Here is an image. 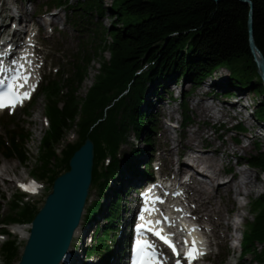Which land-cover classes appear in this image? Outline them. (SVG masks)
I'll use <instances>...</instances> for the list:
<instances>
[{
    "label": "trees",
    "instance_id": "16d2710c",
    "mask_svg": "<svg viewBox=\"0 0 264 264\" xmlns=\"http://www.w3.org/2000/svg\"><path fill=\"white\" fill-rule=\"evenodd\" d=\"M250 1L254 5L255 42L264 55V0ZM45 4L49 9L72 8L75 18L72 25L86 32L89 43L94 44L91 48L82 46L70 63L69 74L57 69V79L45 77L40 85V92L47 100L50 126L42 137L33 175L48 180V193L55 179L70 169L71 157L88 137L94 142L95 152L91 190L96 186L101 194L105 191L109 180L119 172L121 143L127 140L131 130L140 136L151 118L141 108L149 82L160 88L156 81L174 76L190 78L197 85L215 78L219 69H230L234 89L226 96L243 93L247 87L263 96L254 110L257 120L264 123V82L250 46L249 3L242 0H113L107 8L104 0H77L75 5H70V0H48L42 7ZM106 9L113 19L109 27L99 19ZM94 14L99 20L93 21ZM95 57L100 59L98 73L86 95L79 96ZM182 107L184 122L189 124L192 122L189 105L185 102ZM0 125L3 126L2 122ZM4 126L6 136L0 135L1 153L21 163L27 162L30 131L14 122ZM73 127L77 128L78 140L67 143L59 152L58 145L65 132ZM238 128L246 130L243 123ZM139 152L136 149L131 155H125L127 167ZM246 162L264 173L263 152L249 155ZM103 205L100 200L86 205L84 221L95 220ZM40 208L25 201L23 196L11 201V211L2 219L6 224L0 234L7 235L0 244L4 264H11L22 255L19 238L6 225L31 223ZM119 211L120 202L112 200L107 206L105 224H97L93 230L87 251L85 248L87 256L99 257L109 252L108 239L116 229ZM250 212L252 219L245 224L243 253L254 254V260L264 264V191L251 200Z\"/></svg>",
    "mask_w": 264,
    "mask_h": 264
},
{
    "label": "rangeland",
    "instance_id": "374dc122",
    "mask_svg": "<svg viewBox=\"0 0 264 264\" xmlns=\"http://www.w3.org/2000/svg\"><path fill=\"white\" fill-rule=\"evenodd\" d=\"M4 1H7L4 5ZM10 3H9V2ZM14 1V2H13ZM48 0H0V14L3 15L1 17H5L4 19L7 20V26L4 27L5 31H10L13 26H21L23 29V32L20 35V41H24L25 35L27 36H33L34 39L38 40V43L41 48H38L37 55H38V61H37V67H38V75L40 77V84L45 79V77H50L57 79L59 74L58 71H61L64 74L70 73V63L73 58L76 57L78 54V51L82 48V46H86L87 48H91L94 46V44L89 43L90 38L88 34L84 31H80L81 28H77L72 25V20L75 19L73 15L72 8H69L68 6L63 7H57L55 9H49V7L45 4L42 7V4L45 3ZM77 3V0H70V5H75ZM113 3V0H104V6L107 8L110 7ZM4 5V7H2ZM10 6H20L24 5L25 9L28 10V18L29 21H25V18H20L17 23L13 21V18H9V15L11 13V10L9 9ZM52 13V14H49ZM58 13L57 17L54 15ZM103 25L109 27L112 18L110 17V11L108 9L105 10L104 15L99 18ZM97 17V14H94V20H99ZM28 23L23 24V22ZM81 24V23H80ZM81 25H87L86 23H83ZM92 26V25H91ZM39 31V32H38ZM106 57L109 58L110 54L108 52L105 53ZM100 67V59L98 57H95V59L92 61V63L89 66L88 74L85 78V81L83 82L80 90H79V96H85L88 89L92 86L95 75L98 73V68ZM58 69V71H57ZM57 71V72H56ZM69 72V73H68ZM230 69H219L215 72V78H209L206 79L202 84L193 85L189 80H186L183 77H178L177 79L172 76L165 77L159 81H156V83H159L161 86L160 88H157V85L155 83L149 82L146 87V95L143 104L141 105L142 109L150 111L151 118L148 120L146 128L144 132L139 136L134 130H131L128 133L127 140L123 143H121L119 148L118 157L120 158V169L117 175L109 180L108 186L105 188V191L100 193V189L98 187H94L90 191L89 200L87 203L88 205L92 204L96 200H100L103 206V210L97 213V217L95 220L91 222H85V216L86 213L83 215L82 225H83V232H81L79 235L74 237L73 245L76 249H74L75 254L80 250L84 251L86 253V257L89 259L98 257L97 255L87 256V247L90 245L93 237V230L95 229L96 225L99 224V226L105 224V216L107 214V206L110 205L112 200H115L116 198V190H118L122 200H123V209L129 208L130 206V198L135 193V190L138 186V184H133L132 187L128 188V191H124V182L121 180V176L123 173L126 174H133L137 175L139 171L142 170H148L150 174L152 173H159L160 169L154 168V165H157L158 162H161L164 164V166L161 168L162 170H169L172 169V166L175 169V164H169L167 161V151L164 147L168 148L170 147L171 143H169L166 137V134L164 133V125L169 126L171 129L170 135L174 137L175 139V145H177L175 155L172 156L174 162L180 156L178 155L181 150L187 152L184 149V146L178 145L180 139H186L187 132L193 128L196 131H202L205 129L208 131L209 134H213L211 138L214 136H217L220 134V138L215 139L216 145H224V143H227L230 147L228 152L230 153V156H223V160L225 162L226 167H232L231 171L228 170V172L225 174V178H229L232 176V174L236 170L240 169H249L251 171H254V173H257L259 175L260 182L258 183V186L255 188V190L252 192V194L247 196H241L239 200L241 202H244L246 204L245 208L241 209V212H239L238 215H233V221L231 222L234 224L241 225V228L237 230L236 228V234H235V240L233 243L237 244V250L235 255L231 257L232 264H241L242 261H244L243 264H259L254 260V257L252 253L241 255L242 246L238 242L239 239H243V232L246 228V222L252 219V215L250 212V202L251 200L260 195L264 191V173L261 172L260 169L251 167L246 162V159L249 155L253 153H264V128L261 129V125L264 126V123H257L258 120L255 115L251 116V108L252 105V111L255 112L254 108L256 107L258 101H260L263 96L256 93L253 89L247 87L244 90L243 94L235 95L236 98H231V96H226L227 93H230L232 91V85L230 83ZM67 76V75H66ZM170 80L169 85L163 88L164 85H166ZM222 80H225V86H222V88H219L218 85L222 84ZM178 81V83H176ZM164 90L161 92L160 95H155L157 92H160L161 90ZM182 91H191L192 95L189 97L181 98ZM228 91V92H227ZM172 94L174 98H176V101L168 102L167 97ZM206 95L205 103L209 106H214L212 113L216 116L220 115V109H224V105H226V110L228 111L227 115L217 121H206L205 119L200 118L199 112L196 110L195 103L198 101H201L202 96ZM224 97H226V100L228 101L227 104L224 103L225 100H222ZM159 98H161L159 100ZM234 99V101H233ZM188 103L189 105V113L191 114L192 123L188 124L185 123L184 127L179 126V124L183 120L182 115V104ZM46 98L45 96L39 91L35 95V101H31L28 104H26L23 107H19L14 111L5 110L0 114V122H2L3 126L0 125V135L6 134V129L4 125H8L11 122H14L15 125L24 127L25 129H28L31 133L30 139L28 140L27 147L29 149V159L25 163H21L18 159L15 157L7 158L5 157L1 151H0V166L4 164L6 161L11 160L13 163L17 165V173H24L25 175V182H28L30 180H34L35 182L39 183L41 186L40 190L36 193H26L22 191L21 185H14L11 188L5 187V181L0 177V234L3 233V229L5 228V222H3V217H5L10 211H11V201L14 200L16 196H23L25 201H29L30 203L37 204L42 207L45 198L48 194V190L50 187V184L48 180L44 179L41 180L33 175L38 161V155H39V148L41 144V140L47 129L49 128V119L47 117V111H46ZM152 103L159 107L161 111L165 113H172L173 119H170L166 117V122H159L158 120L153 117L154 110L151 105ZM235 106H240L241 108L236 109ZM225 110V111H226ZM29 112V114H27ZM37 117V118H36ZM161 119V118H160ZM242 119L243 121H241ZM178 121V122H177ZM243 123L246 127L245 132H240L236 134L232 126L238 122ZM13 126V124L11 125ZM154 128H153V127ZM6 136V135H5ZM237 137V140H239V143L236 144L234 142V137ZM204 139L207 140L206 136L199 137L198 143L202 146H205L206 142H204ZM78 140V134H77V128L73 127L71 129H68L65 134L63 141L61 144L58 145L59 152L61 149L69 142L74 143ZM240 143L245 145L247 149H243L240 147ZM174 145V144H173ZM136 149L142 150L143 152V160H145L144 163L138 164L136 161V157L133 161V166L130 168L127 167V164L124 160V157L127 155H131ZM234 149H238L236 155L232 153ZM95 153V152H94ZM126 155V156H125ZM137 156V155H135ZM239 157V160H238ZM155 160V163L152 165H147L148 162H151ZM104 165V162H103ZM135 165V166H134ZM147 165V166H145ZM105 166V165H104ZM136 167V168H134ZM133 168V170H132ZM172 171V170H170ZM121 181V182H120ZM123 182V183H122ZM191 191V190H190ZM217 202L225 211L226 215L229 216L230 212L232 210L230 209V204L228 203V198H219L217 197ZM238 207L237 203H235V206H233V209ZM244 214L245 218L241 215ZM118 220L115 223V226H117ZM202 224L207 226V232L211 234L210 229L212 227L211 222L207 218H203ZM14 224L8 223L6 225L7 229L11 231L15 236L19 238L20 245H21V251L23 252L24 245L26 243V238H22L20 234L15 233L12 231V226ZM20 225H23L26 231L30 232V222H25ZM232 224L228 226L227 231L229 232L232 228ZM222 231H225L224 229ZM113 232V231H112ZM112 234L110 235V252L105 253L106 255H100L99 259L103 262H106L110 260L113 256L112 252ZM7 238V235H0V244ZM221 238H218L215 240V243L212 245V253H211V261H215L218 264L225 263L226 261H230L231 256V249L229 244L227 243V248L229 249V252L225 257H222V260H220L218 256V252H220V242ZM128 243V240H127ZM261 247V245L259 244ZM128 247V245H127ZM86 248V251H85ZM128 254V253H127ZM222 254V251H221ZM75 255L72 256V260H76ZM127 258V256H126ZM125 258V261H126ZM20 260V257H17L11 264H18ZM203 262L201 264H212V262ZM0 264H4L2 257L0 256ZM125 264V263H124Z\"/></svg>",
    "mask_w": 264,
    "mask_h": 264
},
{
    "label": "bare ground",
    "instance_id": "6f19581e",
    "mask_svg": "<svg viewBox=\"0 0 264 264\" xmlns=\"http://www.w3.org/2000/svg\"><path fill=\"white\" fill-rule=\"evenodd\" d=\"M6 2L7 1H4V5ZM4 5H2V7H4ZM9 9L11 10V13L7 16H9V18H13V21L19 18H25L26 22L29 21L28 10L25 9L24 5H21V7L9 5ZM54 15L57 17L58 13ZM1 16L3 15L0 14V35L5 36L6 34L4 27H6L8 23L7 20L4 19L5 17ZM27 25L28 23L26 24V26ZM21 28V26L18 27V29L15 28L12 34L9 33L6 35L8 38H10L13 44H16V46L20 45V40L17 38V36L21 35V33L23 32ZM29 60H31V56H29ZM221 82L222 84L218 85L219 88L225 86V80H222ZM206 97V95H203L201 98L202 100L195 103L196 110L199 112L201 119H205L206 121H217L227 115L228 111L226 110V105H224V109H220L221 113L219 116L214 115L212 111L215 107L209 106L205 103ZM222 100H225V104L228 103L226 97H224ZM152 107H156V109H153V117H155V119L159 122L167 123L166 117L173 118V114L171 112L165 113L153 103ZM163 130L168 139L167 141L171 143L170 147H165V150L168 153L167 161L169 164L173 165L175 163V160H173L172 156L175 155L177 145H175L174 137L170 135V127L164 125ZM204 136H206L207 140L204 139L206 145L202 146L197 141L199 137ZM211 136H213V134H209L205 129L198 132L191 128L187 132L186 139H181L179 141L178 145L184 146V149L187 152L185 153V156L181 158L180 167H178L176 170H173L175 178L178 179L179 177H181L184 171L188 168H193L195 172L194 176L190 178L187 184L191 191L189 189L187 190L186 195H177L175 196V198L180 199L184 204L190 206L193 209V213L196 214V216L192 215V218L199 221L201 223L200 225L203 226L202 228L207 230V226L202 224L203 218H207L211 222V234L208 235L211 238L212 242L218 238H221V244L226 245L228 243L231 249L230 261H226L222 264H232L231 257L235 255L237 250V244L233 243V238L236 234L235 229L237 228V230H239L241 228V225H238V223L233 224L231 222V220L233 221L232 216L238 215L239 212H241V209L246 207V204L244 202H241L239 198L241 196L249 197L258 186L260 179L257 173H254V171H251L249 169L236 170L232 174V176H230L229 178H225V174L228 172V170H231L232 167L225 166L222 154L225 156H230V153L228 152L230 146L227 143H224V145L222 146L215 144L214 141L216 138H220V134L214 136L213 138H211ZM240 147L243 149H247L242 143H240ZM238 151V149H234L232 153L236 155ZM16 170L17 165L11 160L6 161L0 166V177L5 181L6 188H11L16 184L21 186L22 183H24L23 185L27 184V182H25L26 180L24 173H17ZM121 180L124 182V191H128L129 187H132L133 184H137L138 182H140V177L138 174L133 175L131 173H123L121 176ZM32 182V185L27 188V191L30 193H36L40 190L41 186L35 181ZM217 197L228 198V200H232L234 203H237L238 207H236L235 210L233 209V211L230 212L232 214L227 216L225 211H223L221 206L218 204ZM136 200L137 196L134 194L130 198V207H125L120 212L118 225L112 234L113 256L112 258H110V260L103 262L99 259V257H94L88 260L84 251L79 250L75 254V247L72 244L70 250L71 252L69 254L70 257L61 264H124L128 251L127 239L131 233V221L135 213ZM241 215L245 218L244 214ZM82 224L83 223H81V226L77 230L75 236L83 232L84 227ZM229 224H232V229L228 232L227 228ZM223 229L225 231H222ZM12 231L20 234L22 238H27L28 236V232L23 225L14 224L12 226ZM73 255L77 256L76 260L71 259ZM209 261H211V259L206 260L205 262ZM211 262L212 264H218L215 261ZM243 263L244 261H242L241 264Z\"/></svg>",
    "mask_w": 264,
    "mask_h": 264
},
{
    "label": "water",
    "instance_id": "95a60500",
    "mask_svg": "<svg viewBox=\"0 0 264 264\" xmlns=\"http://www.w3.org/2000/svg\"><path fill=\"white\" fill-rule=\"evenodd\" d=\"M219 1V0H216ZM249 17L250 46L264 82V55L255 42L253 3ZM94 142L88 137L70 159V169L59 175L30 225L18 264H61L70 257L81 226L93 179Z\"/></svg>",
    "mask_w": 264,
    "mask_h": 264
},
{
    "label": "snow or ice",
    "instance_id": "6c2138e0",
    "mask_svg": "<svg viewBox=\"0 0 264 264\" xmlns=\"http://www.w3.org/2000/svg\"><path fill=\"white\" fill-rule=\"evenodd\" d=\"M25 98H27V94H25ZM7 98H5L6 100ZM19 102V101H18ZM9 106L4 100H0V107H7ZM22 187H24L22 185ZM34 190V189H33ZM144 211H148V212H155L156 210L153 209H144ZM141 219L143 220L144 217L141 216ZM159 221L156 222H152V221H148L147 223L144 224H140L138 227L141 230H147L149 232H153V234L157 237H159L160 240H162L165 244H167L170 248H172L173 252H176V248L175 245L172 243V241L170 240V238L166 235L163 234V229H160L159 231L155 230L154 226H150V225H154V224H159ZM195 245V241H193V248L192 250L188 253V257L189 259H194L196 258V256H198L199 250L196 249L194 247ZM153 247L151 244H149L148 241L146 240H139L137 241V251L143 256V257H148V252L147 249ZM177 255H179L178 252H176ZM137 264H155V261L149 258H145V259H140L138 260Z\"/></svg>",
    "mask_w": 264,
    "mask_h": 264
}]
</instances>
